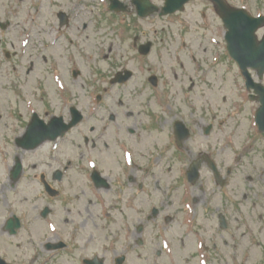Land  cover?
Masks as SVG:
<instances>
[{
    "label": "flooded vegetation",
    "instance_id": "obj_1",
    "mask_svg": "<svg viewBox=\"0 0 264 264\" xmlns=\"http://www.w3.org/2000/svg\"><path fill=\"white\" fill-rule=\"evenodd\" d=\"M39 1L38 15L44 18V34L48 38L46 41L45 36V73L51 92L45 96L44 92L36 100L42 107L34 109L27 108V104L33 105L35 101L18 99L19 91L15 94L17 100L12 97L5 101L10 103L9 110H4L6 118L19 120L15 125L10 122L6 134L9 142L4 141L11 142L17 152L5 166V178L13 196L11 201L3 202L8 213L0 223V234L15 239L25 231L32 241L33 232L43 233L42 251L34 253L29 264L172 261L166 256L171 243L166 226L175 216H185L186 221L189 219V235L194 238L200 230L197 219L210 220L206 215L217 195L226 198L225 190L235 172V166L223 171L222 153L229 151L231 163L237 166L246 157L249 145L242 143L244 153L240 154L234 144L235 126L232 124L233 128L227 131L229 123L218 121L217 106L201 103L205 92H201V87L197 91L195 88L205 84V77L198 78V70L203 76L204 72L195 51H189V56L197 78L187 85L178 79L162 80L158 74L160 65L153 69L149 62L153 44L145 42L137 52L152 69L141 68L138 80L134 81L136 75L128 66L129 61L122 65L113 62L107 74L96 72L91 81L78 85L81 93L70 88L68 75L74 81L82 75V70L70 65L85 56L82 48L89 39L85 32L89 25H96V11L109 14L110 19L128 17L137 10L134 1L140 0H119L125 8L119 15L111 9L115 0ZM225 1L244 8L251 17L264 18V0ZM24 2L0 0V22L25 16L19 10ZM82 15L86 26H81ZM218 21L223 29V56L235 64L226 48L223 22L220 18ZM121 22H117L120 26L116 30L121 32L126 27L130 32L129 25ZM134 22L144 20L136 18ZM116 30L112 29L114 33ZM256 36L258 43L264 39V26ZM26 37L30 44L32 35ZM94 41L90 43L95 52L89 54L97 60L102 49ZM137 45L138 42L133 50ZM123 55L126 59L127 52ZM208 58L213 63L211 52L205 56V64L209 63ZM4 59L0 61L8 62ZM86 86L92 88L89 96ZM56 100L57 105L53 106ZM12 104H23V109L13 110L10 116ZM206 105L209 106L204 108ZM220 134L223 140L218 145ZM17 145L36 149L23 150ZM221 216L217 214V226L226 230L220 225ZM100 223L107 233V244L91 248L100 236ZM40 224L44 225V232L37 228Z\"/></svg>",
    "mask_w": 264,
    "mask_h": 264
},
{
    "label": "rangeland",
    "instance_id": "obj_2",
    "mask_svg": "<svg viewBox=\"0 0 264 264\" xmlns=\"http://www.w3.org/2000/svg\"><path fill=\"white\" fill-rule=\"evenodd\" d=\"M25 1V11L22 10L21 13L31 12L29 18L24 19L23 16L19 21L12 22L13 25L4 34H0V54L2 58L8 60L5 63L0 61V223L8 213V207L4 206L3 202L6 199L11 201L10 197L13 196L5 178V166L10 164L12 154L17 152L11 142L6 143L9 142L6 134L11 128L10 122L13 121L11 125H15L19 120V117L6 118L4 110H9L10 103L5 101H11L12 97V100H17L15 94L19 91L18 99L35 101L36 104L33 103L31 107L34 109L42 107L41 103L39 104L36 100L44 92H46L44 96L51 92L50 79L45 73L48 67L45 60L44 43L48 41V38L44 34L46 31L44 18L38 15L39 9H35L39 5L38 2ZM154 1L158 6H162L163 0ZM154 17L137 23L134 22L136 18L133 12H130L128 17L119 15L118 18L110 19L109 14H102L97 10L96 25L95 23L92 26L89 25L85 32L86 37L89 38L82 48L85 56L83 59L78 58L74 65H70L72 69L82 70V75L76 81L68 75L70 88L74 89L77 94L81 93L82 91L77 89L78 85L91 81L96 72L101 75L107 74L113 62L122 65L123 61H129L128 66L134 70L136 75L134 81L138 80L142 75L139 74L141 68L150 67L144 60H141L137 52L138 46L145 42L153 44L154 49L149 56V62L154 65L153 69L160 65L161 69L158 70V74H161L162 80L178 79L187 85L189 81L197 78L192 69L195 66L191 63L189 56V51H195L196 58L201 61V70L204 72L203 76L199 69L198 78L205 77V84L197 85L195 88L197 91V88L201 87V92H205L201 103L217 106L218 121L221 123L225 120L229 123L227 131L233 128L232 124L235 126L236 141L234 144L240 154L244 153L241 148L242 143L248 142L250 146L246 157H242L243 161L238 162L237 166L231 163L229 151L222 153L223 171L227 167L235 166L231 183L225 191L226 198L216 196L213 208L210 209L209 215H206L210 220L203 221L201 217L197 219V223L200 222V230L194 238L189 235V219L186 221L185 216H175L174 221L166 226V234L171 242L166 250V256L172 258V261L168 262L167 259H163L159 263L264 264V136L260 135L257 138L252 132L254 112L258 104L248 100L250 93L245 90L239 71L223 56V29L219 25L217 16L214 15L212 5L202 0H192L180 13L161 20ZM119 20L129 25L130 32L126 30V27L121 32L116 30L120 26V23H117ZM80 21L81 26H86L85 16L82 15ZM112 29L117 32L114 33ZM27 34L32 35L30 44L26 41ZM93 39H95L93 44L98 43V49H102L100 53L102 55L97 60L90 56L93 54H89L95 52V46L92 47L90 43ZM136 42L138 45L133 50ZM205 49L206 52H203ZM126 52L127 58L124 59L123 54ZM210 52L214 64L210 63V58H208L209 63L205 64L204 58ZM117 54L119 56H116ZM175 75L176 79H174ZM39 83H41L40 87ZM261 83L264 87V77ZM86 88L89 96L92 88L87 86ZM112 94L113 92L110 93ZM94 98L93 95V101H95ZM56 105L57 100L53 106ZM17 106L12 104L10 116L13 110L23 109V104H17ZM252 134L253 140L251 139ZM222 140L220 134V142L216 144L219 145ZM205 141L206 139L203 140L204 145ZM201 145L199 143L198 147ZM37 160L38 158L35 161ZM249 177L251 179L248 181ZM217 214L224 216L227 224L226 230H221L217 226ZM115 224L117 225L118 221ZM153 225H160V223ZM43 226L40 224L37 228L41 227L43 230ZM98 232L100 236L94 239L90 245L91 248L107 244V233L103 231L102 223H100ZM42 234L33 232L32 241H30L29 233L25 231L20 232L19 237L15 239L0 234V257L12 264H29L34 253L42 251L41 245L45 241Z\"/></svg>",
    "mask_w": 264,
    "mask_h": 264
},
{
    "label": "water",
    "instance_id": "obj_3",
    "mask_svg": "<svg viewBox=\"0 0 264 264\" xmlns=\"http://www.w3.org/2000/svg\"><path fill=\"white\" fill-rule=\"evenodd\" d=\"M189 0H165L160 15L174 14L183 10L185 3ZM215 6L216 13L222 15L225 26L228 29L227 44L230 56L235 59L240 68L246 72L247 67L258 69L259 74L264 73V43H255L254 32L260 27V20L250 19L245 14H239L234 9H229L223 0H211ZM150 14V13H148ZM259 95L261 107L257 111L256 123L264 131V91L256 90ZM0 264L4 262L0 259Z\"/></svg>",
    "mask_w": 264,
    "mask_h": 264
}]
</instances>
